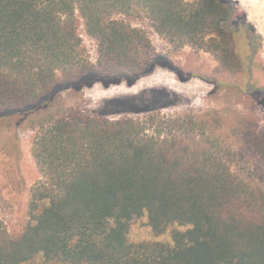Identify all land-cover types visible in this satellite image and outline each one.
Listing matches in <instances>:
<instances>
[{
    "label": "trees",
    "instance_id": "1",
    "mask_svg": "<svg viewBox=\"0 0 264 264\" xmlns=\"http://www.w3.org/2000/svg\"><path fill=\"white\" fill-rule=\"evenodd\" d=\"M136 11L171 44L215 56L214 75L194 76L210 97H249L264 110V88L244 94L238 81L246 45L226 25L229 0H0V116L29 112L41 177L25 229L0 225V264H264V135L252 110L231 125L215 113L110 120L58 98L132 86L156 67L182 77L126 22ZM58 73L75 80L60 84ZM141 217L156 236L172 228V244L129 243Z\"/></svg>",
    "mask_w": 264,
    "mask_h": 264
},
{
    "label": "rangeland",
    "instance_id": "2",
    "mask_svg": "<svg viewBox=\"0 0 264 264\" xmlns=\"http://www.w3.org/2000/svg\"><path fill=\"white\" fill-rule=\"evenodd\" d=\"M229 1L235 8L236 18L244 16L246 24L253 28V35L257 36L251 43L244 38L243 29L238 33V39L246 45L243 52L248 69L238 81L242 79L243 89L248 86L245 90L249 95L253 90L264 88V0ZM132 15L126 18V22L142 32L149 53L169 60L185 77L188 76L187 81H180L176 71L156 67L132 86L122 83L104 88L95 84L80 91L62 89L57 96L66 109L94 119L110 120L138 118L150 112H157L161 117L189 114L197 118L215 113L224 117V125L234 124L238 113L247 115L252 110L258 123L255 124L257 130L264 135V110L254 100L244 97L239 102L233 95L223 97V92L210 97L213 86L194 77L214 75L218 63L212 53L171 44L156 32L144 14L136 11ZM79 33L88 56L95 59L96 43L85 34L83 26H80ZM249 55L253 57L252 62ZM73 80L75 78L57 74L60 84ZM28 113L22 110L0 116V225L13 236L20 234L31 221L32 191L41 179L31 154L35 131L29 128L31 116ZM172 231L171 228L156 236L148 226L147 218L141 217L130 222L127 239L134 244L160 242L171 245ZM33 264H41V259Z\"/></svg>",
    "mask_w": 264,
    "mask_h": 264
},
{
    "label": "flooded vegetation",
    "instance_id": "3",
    "mask_svg": "<svg viewBox=\"0 0 264 264\" xmlns=\"http://www.w3.org/2000/svg\"><path fill=\"white\" fill-rule=\"evenodd\" d=\"M226 25L229 26L228 29L230 31L234 32V35L237 37H238L239 31L243 29L244 30V38L247 40L248 30H249L250 26L246 24L244 16H239L236 18V15H234L231 20L226 22ZM248 48L251 49V46H249ZM240 55H241L242 62L244 63V54L242 53ZM252 55L254 56L255 53L253 52ZM251 58H253V57H251V55H250L249 60ZM252 61H253V59L250 60V62H252ZM178 76H179L180 81H187V79H188V76L185 77L183 74L181 75L182 76L181 78H180V75H178ZM182 79H186V80H182ZM247 88H248V86L244 87V89H243L244 94H247V92L245 90Z\"/></svg>",
    "mask_w": 264,
    "mask_h": 264
}]
</instances>
